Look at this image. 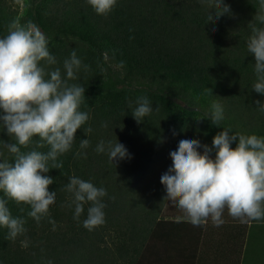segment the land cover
<instances>
[{
  "label": "trees",
  "instance_id": "trees-1",
  "mask_svg": "<svg viewBox=\"0 0 264 264\" xmlns=\"http://www.w3.org/2000/svg\"><path fill=\"white\" fill-rule=\"evenodd\" d=\"M224 3L231 11L217 20L207 0H117L107 16L97 14L87 0H27L25 21L41 29L57 60L46 69L59 67L64 75L63 62L73 50L90 66V71L81 69L78 79L69 81L86 88L81 110L90 119L77 130L71 150L58 157L63 167L46 174L54 180L49 191L56 192L49 215L37 223L27 215L29 205L8 201L12 215L26 221V232L10 240L8 229L0 226V264H171L178 246V255L188 257L190 242L217 239L219 232L212 233L215 224L210 218L199 227L177 219L184 213L165 199L160 178L171 167L170 152L180 140L198 139L211 147L223 128L233 134L264 136V111L255 103L264 104V94L253 89L255 58L247 50L249 23L260 11V0ZM19 12L16 0H0V37L7 34L8 24ZM210 12L214 23H206ZM113 61L144 72L151 81L137 87L127 84L114 73ZM158 76L170 80H158L160 86L155 89L152 84ZM207 88L212 94L206 93ZM192 94L202 107L179 103L189 102ZM141 96L149 98L154 110L138 123L132 112ZM213 102L223 107L224 119L218 125L210 121ZM88 127L92 131L85 135ZM9 139L0 126V142ZM83 139L90 141L85 149L80 148ZM102 140L106 145L118 140L129 158L110 162L107 150L96 151ZM38 142L39 137H34L22 151L34 149ZM0 151L8 155L2 143ZM72 176L107 192L102 198L105 222L92 230L83 224L91 202L74 218L73 196L64 190ZM225 218L239 220L227 210ZM253 221L254 240L262 243L253 264H264V219ZM186 229L192 230L186 233Z\"/></svg>",
  "mask_w": 264,
  "mask_h": 264
},
{
  "label": "clouds",
  "instance_id": "clouds-1",
  "mask_svg": "<svg viewBox=\"0 0 264 264\" xmlns=\"http://www.w3.org/2000/svg\"><path fill=\"white\" fill-rule=\"evenodd\" d=\"M207 2L215 9L217 20L231 11L224 0ZM87 3L97 14L107 16L116 7L117 0H87ZM209 21L215 22L211 12L206 23ZM249 25L247 50L254 55L257 77L253 89L264 94V0H260V11ZM48 44V38L36 25L22 24L19 19H13L7 34L0 37V109L3 110L0 126L10 138L0 142L8 153L6 156L0 151V192L4 194L0 197V226L8 229L10 240L26 232V221L12 215L8 201L29 205L31 210L27 215L37 223L48 216L56 192L49 191L54 180L46 174L63 167L58 157L71 150L77 130L90 119L89 113L81 110L86 88L69 83L78 79L81 69L90 71V66L83 64L73 50L63 62L64 75L59 67L46 69L45 65L57 63ZM123 66L121 61L118 67ZM205 91L212 94L211 88ZM255 103L264 111V104L259 100ZM136 105L132 115L138 123L154 110L147 96L137 98ZM155 110H159V105ZM223 119L222 105L213 102L211 123L218 125ZM223 129L213 137L211 147L198 139L180 140L177 149L170 152L171 167L160 178L166 190L165 199L182 210L184 218L193 226L199 227L209 218L219 226L225 210L242 223L264 219V136L233 134L230 129ZM91 131V127L84 129L85 135ZM34 137H39L36 147L22 151ZM234 141H238L235 148ZM89 144L88 139H83L80 148L85 149ZM46 146V152L37 150ZM200 148L203 152L198 151ZM106 150L112 163L129 158L127 149L118 140L108 141L107 145L100 141L96 151ZM64 190L73 196L74 218H79L84 204L91 202L83 222L85 228L92 230L105 222L106 205L102 198L107 192L103 187L72 176ZM49 222L55 227L54 220ZM22 244L27 246L26 242Z\"/></svg>",
  "mask_w": 264,
  "mask_h": 264
},
{
  "label": "crops",
  "instance_id": "crops-1",
  "mask_svg": "<svg viewBox=\"0 0 264 264\" xmlns=\"http://www.w3.org/2000/svg\"><path fill=\"white\" fill-rule=\"evenodd\" d=\"M177 219L187 220L184 215ZM253 222L252 220L242 223L240 220L223 219V223L219 226L214 225L212 230V233L219 232V239L217 237L212 242L204 237L200 239L202 243L200 240L190 242L186 248L189 249L188 257L178 255L177 250H181L178 246L173 250L174 262L171 264H244L243 261L247 259L248 264H253L255 258L252 257L256 256L262 247L261 242L254 240V230L252 231L251 227ZM191 230L185 231L188 233Z\"/></svg>",
  "mask_w": 264,
  "mask_h": 264
},
{
  "label": "rangeland",
  "instance_id": "rangeland-1",
  "mask_svg": "<svg viewBox=\"0 0 264 264\" xmlns=\"http://www.w3.org/2000/svg\"><path fill=\"white\" fill-rule=\"evenodd\" d=\"M16 1L18 2L19 11H20L17 19H19L22 24H26V23H28L25 21V14L27 12V0H16ZM106 57H108L109 59L111 58L110 55H108V54L106 55ZM119 64L120 63H116L115 61L111 62V65L115 68L114 73L119 74L123 79H125L127 84L132 85L134 87H137V86L143 85L145 81H147V82L151 81V79L146 74H144V72L137 71L136 69H133L131 67L129 68L127 66L118 67ZM156 79L157 80H155V83L152 84V87H154L155 89L157 87L159 88V86H160L159 81L160 80H167V81L170 80V78H164L162 76H158V78H156ZM190 94H191V92H190ZM176 95H178V94H176ZM190 96H189L190 97L189 102L187 100H179V103L182 104L184 107L192 108V105L190 103L196 104L198 99L194 98L193 94ZM196 105H199L202 107L201 103L196 104ZM206 111L209 112L210 108H207ZM115 235L117 238H119L117 235H119L121 238V235L119 233H117V234L115 233Z\"/></svg>",
  "mask_w": 264,
  "mask_h": 264
}]
</instances>
